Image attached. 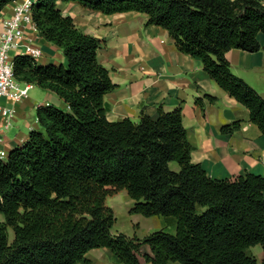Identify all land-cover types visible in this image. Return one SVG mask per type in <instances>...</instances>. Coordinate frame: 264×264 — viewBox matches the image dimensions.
I'll return each mask as SVG.
<instances>
[{
	"label": "trees",
	"instance_id": "1",
	"mask_svg": "<svg viewBox=\"0 0 264 264\" xmlns=\"http://www.w3.org/2000/svg\"><path fill=\"white\" fill-rule=\"evenodd\" d=\"M0 0V11L10 2ZM60 0H35L40 35L62 48L66 63L42 64L28 54L14 63L19 81L58 94L66 107L39 105V127L0 155V264L88 263L92 248L108 247L123 264H260L248 249L264 250V175L247 171L213 178L192 160L182 107L112 121L105 96L116 88L98 58L103 40L65 15ZM111 14L139 11L166 28L180 51L202 60L206 72L249 109L264 134V96L235 74L231 48H261L264 0H62ZM217 96L205 93V108ZM242 119L224 124L234 133ZM126 189L130 211L176 222L143 238L113 232L106 200ZM13 230V236L11 235ZM148 244L151 253H142ZM264 264V257H263Z\"/></svg>",
	"mask_w": 264,
	"mask_h": 264
},
{
	"label": "crops",
	"instance_id": "2",
	"mask_svg": "<svg viewBox=\"0 0 264 264\" xmlns=\"http://www.w3.org/2000/svg\"><path fill=\"white\" fill-rule=\"evenodd\" d=\"M20 1H12L0 11V34L3 31L2 19L11 15ZM59 6L83 31L103 40L98 58L116 83V88L105 96L110 120L129 117L138 121L143 112L156 118L160 109L169 111L181 106L187 137L194 146L192 160L200 163L211 177L234 178L247 171L264 175V134L250 120L249 109L206 72L200 58L180 51L166 28L147 24V14L139 11L107 14L75 1L62 0ZM30 39L42 50V55L37 58L39 63H66L62 48L42 37L36 27L27 25L25 40ZM259 40L261 48L258 51L231 48L226 57L233 72L264 96V33L259 34ZM205 93L218 99L202 108L197 98ZM0 104L17 109V115L8 128L0 115V150L7 152L22 144L32 128L39 127L38 105L67 106L57 93L38 85L30 89L25 99L16 102L3 97ZM238 119L243 120L240 129L230 134L222 132L224 124ZM124 196L128 203L134 202L128 191ZM149 217L156 218L158 222L165 218L160 215ZM97 248L103 250L91 252ZM97 248L87 252L88 263L123 264L116 260L110 248ZM141 251L151 253V248L144 244Z\"/></svg>",
	"mask_w": 264,
	"mask_h": 264
},
{
	"label": "built area",
	"instance_id": "3",
	"mask_svg": "<svg viewBox=\"0 0 264 264\" xmlns=\"http://www.w3.org/2000/svg\"><path fill=\"white\" fill-rule=\"evenodd\" d=\"M35 0H22L18 2L11 15L2 19L3 31L0 34V99L8 97L19 102L29 96V91L34 87L33 82L19 81L14 72L15 57L12 51L28 54L34 58L42 55L40 47L33 41L25 40L27 25L36 27L32 16V4ZM39 106V105H38ZM37 106V107H38ZM0 115L4 117L5 127L12 125V119L17 115L15 107L0 104ZM0 155L5 157L7 151L0 150Z\"/></svg>",
	"mask_w": 264,
	"mask_h": 264
},
{
	"label": "rangeland",
	"instance_id": "4",
	"mask_svg": "<svg viewBox=\"0 0 264 264\" xmlns=\"http://www.w3.org/2000/svg\"><path fill=\"white\" fill-rule=\"evenodd\" d=\"M123 192H119L118 194H112L107 197V204L113 207L115 214H116V222L113 226V231L115 232H124L129 236H138L140 238L145 237L149 233L163 228L166 230L175 232L176 230V222H173L172 220L163 219L155 220L154 217L144 216L137 213H132L130 211L131 207L133 206V203H128L127 197H125V193H127V190H122ZM0 219H4V214L0 213ZM11 235L13 236V230H11ZM102 248H97L91 250L93 253H97L99 251H102ZM248 252L250 254L255 255V257L258 259V262L260 264H263V257H264V250L261 244H256L251 246L248 249ZM142 264H148L144 261L142 257H140ZM77 264H91V263H82L79 262ZM169 264H181L180 262H174L171 261Z\"/></svg>",
	"mask_w": 264,
	"mask_h": 264
}]
</instances>
